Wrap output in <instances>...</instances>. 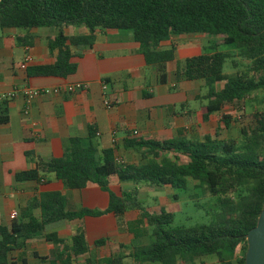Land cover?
Returning <instances> with one entry per match:
<instances>
[{"label": "trees", "instance_id": "obj_1", "mask_svg": "<svg viewBox=\"0 0 264 264\" xmlns=\"http://www.w3.org/2000/svg\"><path fill=\"white\" fill-rule=\"evenodd\" d=\"M68 26H83L88 33L67 36L63 28ZM38 28L59 29L49 41L57 56L53 64L26 68L29 78L74 75L78 70L74 60L94 46L99 31H127L140 45L147 65L166 84V65L175 61L176 48L161 49L162 43L172 36L205 34L213 39L209 49L178 64L176 73L190 82H205L203 122L220 114L228 129L232 116L224 114L227 107L244 103L253 93L264 96V0H0V31L25 30L18 41L30 46L34 35L28 31ZM226 66L233 72L225 73ZM252 119L253 127L240 130V143L222 139L221 128L204 140L127 137L123 148L140 155L133 163L118 160L117 143L101 150L97 129L90 126L86 139L71 138L70 150L62 158L38 160L34 170L17 173L15 182L40 184L45 175L54 174L70 190L96 185L110 194L108 209L69 211L60 192L41 193L27 202L19 220L0 225V264H12V251L67 222L79 223L70 242L56 233L46 236L63 247L43 259L49 264H126L127 258L133 264H196L209 256H217L219 264H245L246 236L264 205V110L253 113ZM6 121L7 117L0 119ZM189 181L193 190L206 191L216 201L218 212L209 225L173 227V213L148 211L139 200L141 185L187 190ZM122 183L135 188L118 196L113 190ZM35 210L40 211L39 219ZM129 211H138L140 218L126 225L128 232L137 243L151 232L153 242L134 245L129 256L92 258L84 219L113 213L121 221ZM107 242L100 239L94 246ZM239 248L241 256L229 262Z\"/></svg>", "mask_w": 264, "mask_h": 264}, {"label": "crops", "instance_id": "obj_2", "mask_svg": "<svg viewBox=\"0 0 264 264\" xmlns=\"http://www.w3.org/2000/svg\"><path fill=\"white\" fill-rule=\"evenodd\" d=\"M63 31L67 36L88 33L83 26H68ZM28 33L34 35V40L30 46H25L18 38L27 34V31H0L1 92L24 87L53 90L76 83H86L88 89L74 94L40 96L31 102L27 110L21 97L0 104V119L7 117L5 123L0 122V225L3 226H9L12 212L18 213L15 220H19L27 202L39 198L45 192H60L69 211L82 208L107 210L110 194L96 185L90 184L82 190H70L54 174L45 175L40 184L15 182V175L34 170L40 159L62 158L70 150L71 138L86 139L90 126L97 129L101 150L113 148V138L117 139V157L123 163L140 160L136 152L123 148L127 137H147L159 141L177 138L175 135L178 130L186 127L183 121L185 115H194L196 112L186 110L177 115L175 108L179 104L187 108L194 98L203 100L198 88H204L203 84L198 86V81L185 80L181 73L178 77V64L204 54L213 41L205 34H192L172 36L162 43L161 49L176 48V59L166 65L167 83L163 84L157 70L147 65L132 33L127 31H99L94 46L86 50L82 58L74 60L78 63L74 75L67 78H29L26 69H20V65L26 56L31 57L26 68L53 64L57 51L50 50L49 41L58 35L59 29L38 28ZM174 92L181 97L172 99ZM145 93L148 94L147 98ZM106 101L111 103V109L106 107ZM202 108L204 110V106ZM135 131L138 135H134ZM124 184L129 185V188ZM134 188L133 183H122L113 192L121 196L123 192H130ZM141 188L148 193L147 185H141ZM145 192H139V200L140 195H146ZM33 215L39 219L40 211L35 210ZM139 218L138 211H129L121 221L113 213L86 217L83 223L91 257L129 256L132 247L140 245L144 239L137 243L126 225ZM78 224L63 223L43 236L29 240L25 248L12 251L11 263L49 264L43 259L52 257L54 253L62 251L63 247L49 242L46 236L56 233L59 238L70 242ZM95 236H105L107 244L100 247L94 246L96 241L90 244L89 238ZM125 263L133 264V260L127 258ZM209 263L215 264L211 260Z\"/></svg>", "mask_w": 264, "mask_h": 264}, {"label": "rangeland", "instance_id": "obj_3", "mask_svg": "<svg viewBox=\"0 0 264 264\" xmlns=\"http://www.w3.org/2000/svg\"><path fill=\"white\" fill-rule=\"evenodd\" d=\"M222 51H227L229 48L222 47ZM225 73H232L233 70L226 66ZM198 86L202 85L204 88H198L200 91L201 98L207 93V87L204 81H198ZM171 98L176 100L181 96L174 92ZM207 104L206 101L195 98L189 102L187 108H183L179 104L175 108L177 115L183 114L186 110L196 112V114L185 115L183 119L186 127L180 128L178 134L175 136L188 139L204 140V137L210 134H214V131H218L219 128L222 130L221 138L227 141L242 142L243 137L241 136L240 130L243 128H250L254 126L252 114L261 110H264V96L262 92L251 94L244 103L237 104L235 107H227L224 110V114L232 116L230 128H226L222 115L217 114L210 118L209 122H203V110L202 106ZM189 114V116H188ZM144 139H148L144 137ZM129 188V185L124 184ZM126 187L124 189H126ZM131 188V187H130ZM139 192L143 193L146 191L140 187H137ZM193 183L189 181L187 190H177L172 188H153L147 189L146 195H140V202L143 203L144 207L148 211H159L161 209L166 210L174 214L173 227H186L192 228L201 225H209L216 213L218 212L217 207L214 206L215 199L211 195L201 189L193 190ZM105 238L104 237H90L89 243L93 244L95 241ZM94 239V240H92ZM153 242V237L150 234L141 242V244L149 245ZM127 255V252H124ZM241 249L239 248L237 254L233 257H229V262L235 263L236 260L241 256ZM209 259V261H208ZM210 260L215 264H219L217 256H209L202 258L198 264H210Z\"/></svg>", "mask_w": 264, "mask_h": 264}, {"label": "built area", "instance_id": "obj_4", "mask_svg": "<svg viewBox=\"0 0 264 264\" xmlns=\"http://www.w3.org/2000/svg\"><path fill=\"white\" fill-rule=\"evenodd\" d=\"M31 57L26 56L23 63L20 65V69L25 70L28 63L30 62ZM88 89V84L86 83H76L73 85H69L65 88H55L53 90H48V89H31L29 87H24L20 89H12L10 91L6 92H1L0 91V104L6 101H11L16 98L21 97L24 101V108L25 110L28 109L30 106L31 102L40 96H47V95H56V94H63V93H68V94H74L78 92H85ZM104 89L105 86H104ZM105 105L108 109L112 108V105L109 101L105 102ZM134 135H138V132L135 131ZM99 136V134H97ZM117 143V139L114 137L113 138V144ZM123 163V162H121ZM18 217L17 212H12L9 216L10 220H15Z\"/></svg>", "mask_w": 264, "mask_h": 264}, {"label": "water", "instance_id": "obj_5", "mask_svg": "<svg viewBox=\"0 0 264 264\" xmlns=\"http://www.w3.org/2000/svg\"><path fill=\"white\" fill-rule=\"evenodd\" d=\"M245 264H264V205L257 225L246 236Z\"/></svg>", "mask_w": 264, "mask_h": 264}]
</instances>
